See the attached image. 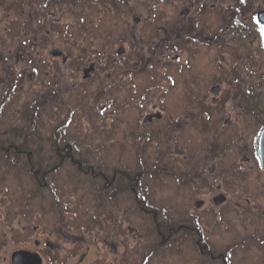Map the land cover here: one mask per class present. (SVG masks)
Returning <instances> with one entry per match:
<instances>
[{"label":"flooded vegetation","instance_id":"flooded-vegetation-1","mask_svg":"<svg viewBox=\"0 0 264 264\" xmlns=\"http://www.w3.org/2000/svg\"><path fill=\"white\" fill-rule=\"evenodd\" d=\"M22 4V28L0 38L11 73L0 75V154L22 158L34 186L0 175V264H171L157 261V238L161 247L186 239L194 261L183 264H247L251 246L264 251V218L247 209L264 205V182L223 180L264 174V102L247 83L264 90V0ZM71 135L119 142L101 183L49 181L66 168L96 173L88 149L59 146ZM190 137L200 146L192 167ZM156 176L174 189L168 215L140 197ZM238 201L240 214L203 213Z\"/></svg>","mask_w":264,"mask_h":264},{"label":"rangeland","instance_id":"rangeland-1","mask_svg":"<svg viewBox=\"0 0 264 264\" xmlns=\"http://www.w3.org/2000/svg\"><path fill=\"white\" fill-rule=\"evenodd\" d=\"M3 3V7L0 8V38L4 39L5 35L3 32V29L6 28L8 32L12 30V24L16 26V28H22L21 23L22 22V7H23V0H0V3ZM8 36V34H7ZM207 53H212L209 49L206 51ZM158 62L152 64L147 68V71L153 67V71L155 69H158ZM5 67V66H4ZM7 67V65H6ZM17 71V70H16ZM16 71H14V75L16 74ZM146 71V72H147ZM208 72V71H207ZM151 73V72H150ZM149 73V74H150ZM10 72H6L3 69V63L0 61V75L3 77L4 81H8L11 79L9 76ZM148 74V73H147ZM148 74V75H149ZM7 76V78H5ZM14 79H17L15 76H13ZM254 78V77H253ZM252 79V78H251ZM249 79L247 83H249L250 89L248 90L251 96V90H253V95L251 96V99L253 102H264V90L260 89L259 84H257V80L254 78L253 81ZM86 87L88 88V85L86 84ZM19 91V94L17 95L15 102H17L16 105H14V108H20L21 104L24 100L23 98V91H22V84H20V88L17 89L15 94ZM247 93V92H246ZM14 94V95H15ZM248 94V93H247ZM175 95V92H174ZM244 95V94H243ZM72 98H75L74 96ZM242 101H245L244 98L241 99ZM81 105L77 106L76 112H79V115L87 113L86 108H81ZM7 113V112H6ZM93 120V119H92ZM68 127V126H67ZM64 126V133L68 130V128ZM92 129L97 128L99 129V126H96L93 120ZM4 141L7 140L8 137H12L10 135L3 134ZM30 145L34 144L35 142L30 140ZM45 142H41V147L43 149H53V144L48 142V140H44ZM63 144V145H62ZM64 144L72 146L74 150H84L88 149L89 152H87L85 155H87V158L89 159L91 167H93V171L96 172L95 174H79L76 173V171L72 170L71 168H66L60 170L58 173L51 175L49 178V181L51 183L56 182L57 186H61L62 184H70L71 182H74L77 186L87 185L91 183H101L102 177L104 175L105 169L109 168V166H112L113 164L118 162L119 152H120V144L118 141L114 140V138L107 137L105 138H99L94 139L93 138H85L81 137L79 135H71L64 139L63 142L59 145L60 147H63ZM184 144L187 147V150L191 151L192 154H194V158H190V166H194L197 164L199 154H200V146L196 142V140L193 137H190L189 140L185 141ZM59 147V148H60ZM65 148V147H63ZM228 146H223L222 151H227ZM35 157V156H32ZM47 160V159H46ZM224 162L221 163V165H230L229 160H232V152L228 151L226 157H223ZM23 159L17 158L16 160L8 159L6 156L0 154V175L3 176L4 181L9 182L10 184H18L19 186H24L26 184H32L33 185V179L31 178L32 174L30 173V169H26V166L22 163ZM24 168V169H23ZM98 173L100 175H98ZM43 175H38L39 180H44ZM239 175L229 172L223 180L227 181H235V180H243L246 182H264V174H244L241 179H238ZM171 180L167 176H159L154 177L149 180L150 183V190L148 191L146 189V192L144 194H141L140 197L142 199L145 198L149 200V203L154 205L157 208H162L167 211V215L171 213L172 211V205L174 203V197L171 195V191L173 186L167 185L170 183ZM174 194V193H173ZM249 197V195H246ZM245 196V197H246ZM239 204H235L234 202H230L227 206H224L221 208L220 211L207 209L204 211V214H221V215H230L235 213H242L243 209L245 208L246 202H240ZM248 213H251L253 215L254 219L256 218H264V205H251L247 207ZM175 213H181L178 209L174 211ZM186 239H181L179 243L172 242L164 247H161L162 245L158 242L157 238V245H158V253H157V261L165 260L166 258H169V262L171 264H183L186 261L192 262L193 256L192 253L185 243ZM264 246V242H263ZM251 255L247 258V264H264V251H259L255 247H250L249 249ZM205 261H208L207 259ZM211 264V263H206Z\"/></svg>","mask_w":264,"mask_h":264},{"label":"water","instance_id":"water-1","mask_svg":"<svg viewBox=\"0 0 264 264\" xmlns=\"http://www.w3.org/2000/svg\"><path fill=\"white\" fill-rule=\"evenodd\" d=\"M263 27H264V19H263ZM258 149H259V159L261 165L264 169V129L260 133L259 142H258Z\"/></svg>","mask_w":264,"mask_h":264}]
</instances>
